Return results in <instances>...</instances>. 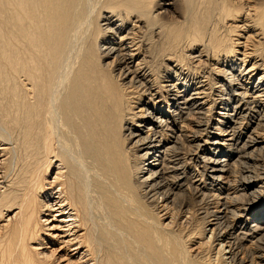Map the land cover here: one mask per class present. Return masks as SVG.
<instances>
[{
  "label": "bare ground",
  "instance_id": "obj_1",
  "mask_svg": "<svg viewBox=\"0 0 264 264\" xmlns=\"http://www.w3.org/2000/svg\"><path fill=\"white\" fill-rule=\"evenodd\" d=\"M263 183L264 0H0V264H264Z\"/></svg>",
  "mask_w": 264,
  "mask_h": 264
},
{
  "label": "rangeland",
  "instance_id": "obj_2",
  "mask_svg": "<svg viewBox=\"0 0 264 264\" xmlns=\"http://www.w3.org/2000/svg\"><path fill=\"white\" fill-rule=\"evenodd\" d=\"M173 9H174L175 11H176V9H178V3H177V2H173V6L170 8V10L168 11V13L165 14V16H164V19H165V20H166V19L168 20V18H170L169 16H170V15H173V14H172ZM175 18L177 19V17H175ZM175 18H174V19H175ZM212 116H213V114H212ZM214 125H215V123H213V126H214ZM212 132H217V130H216V129H212ZM218 150H219V149H218ZM221 150H222V149H221ZM221 150H220V151H221ZM223 150H224V149H223ZM223 150H222V151H223ZM222 151H221V152H222ZM208 153H211V154H212V151H209ZM191 168H192V167H191ZM237 176H238L239 178H238ZM235 178H236L235 180L238 179L239 181H241L239 174L236 175ZM238 180H237V181H238ZM231 184H232V185H233V184L236 185L237 183L232 181ZM263 185H264V183H263ZM225 187H226V186H224V188H225ZM237 187H238V186H237ZM237 187H236V188H237ZM223 191H224V190H223ZM221 192H222V191H221ZM196 200H198V199H196ZM194 202H195V200H194ZM194 202H193V203H194ZM197 202H198V201H196L195 204H196ZM195 204H194V205H195ZM197 204H198V203H197ZM197 204H196V205H197ZM196 205H195V206H196ZM261 220L264 222V216L262 217ZM1 247H2V245H1ZM0 250H1V249H0Z\"/></svg>",
  "mask_w": 264,
  "mask_h": 264
}]
</instances>
